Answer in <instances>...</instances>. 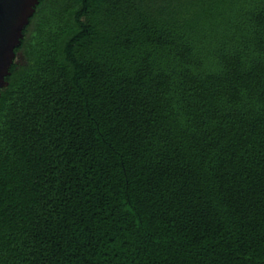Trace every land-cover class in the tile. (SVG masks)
<instances>
[{
    "label": "trees",
    "instance_id": "1",
    "mask_svg": "<svg viewBox=\"0 0 264 264\" xmlns=\"http://www.w3.org/2000/svg\"><path fill=\"white\" fill-rule=\"evenodd\" d=\"M0 89V264H264V0H39Z\"/></svg>",
    "mask_w": 264,
    "mask_h": 264
},
{
    "label": "water",
    "instance_id": "2",
    "mask_svg": "<svg viewBox=\"0 0 264 264\" xmlns=\"http://www.w3.org/2000/svg\"><path fill=\"white\" fill-rule=\"evenodd\" d=\"M38 3L39 0H0V89L8 84L5 77L15 58L14 49Z\"/></svg>",
    "mask_w": 264,
    "mask_h": 264
},
{
    "label": "flooded vegetation",
    "instance_id": "3",
    "mask_svg": "<svg viewBox=\"0 0 264 264\" xmlns=\"http://www.w3.org/2000/svg\"><path fill=\"white\" fill-rule=\"evenodd\" d=\"M15 57L17 58V54H15Z\"/></svg>",
    "mask_w": 264,
    "mask_h": 264
}]
</instances>
